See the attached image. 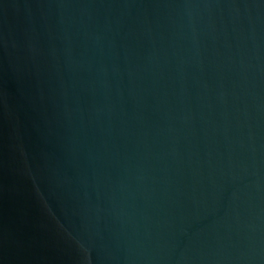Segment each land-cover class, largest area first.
Returning <instances> with one entry per match:
<instances>
[{
  "label": "water",
  "instance_id": "1",
  "mask_svg": "<svg viewBox=\"0 0 264 264\" xmlns=\"http://www.w3.org/2000/svg\"><path fill=\"white\" fill-rule=\"evenodd\" d=\"M0 264H264V0H0Z\"/></svg>",
  "mask_w": 264,
  "mask_h": 264
}]
</instances>
